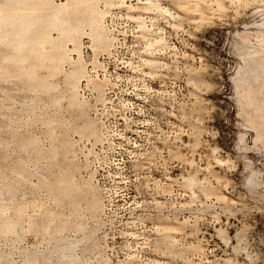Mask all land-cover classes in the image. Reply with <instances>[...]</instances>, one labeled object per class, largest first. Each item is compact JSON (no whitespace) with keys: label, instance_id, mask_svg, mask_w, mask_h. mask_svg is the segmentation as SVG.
I'll list each match as a JSON object with an SVG mask.
<instances>
[{"label":"rangeland","instance_id":"374dc122","mask_svg":"<svg viewBox=\"0 0 264 264\" xmlns=\"http://www.w3.org/2000/svg\"><path fill=\"white\" fill-rule=\"evenodd\" d=\"M149 1L156 9L153 40L107 53L81 39L85 75L78 94L98 129L96 139L69 130L65 120L74 115L62 97L51 102L55 91L48 96L0 77V203L8 186L15 201L26 204L18 237L0 234L8 264H27L24 257L28 264H55L56 253L48 256L46 247L67 215L61 236H80L77 223L93 234V241L74 248L79 259L72 264H264V146L253 142L264 134V93L262 104L237 99L229 81L245 60L264 55L256 38L264 0H221L219 9L216 0ZM89 62H98L96 74L86 70ZM253 70L260 90L264 74ZM251 107L259 111L255 128ZM42 115L55 116V124ZM24 137L36 138V145L22 148ZM62 137L73 141L79 177L95 188V210L89 197L55 207L53 195L37 186L41 173L55 178L58 167L47 151ZM251 173L257 177L252 188L246 186ZM185 176L193 177L192 185ZM6 211L0 218L13 209ZM52 211L56 219L46 233ZM30 220L38 226L30 229ZM30 250L38 253L32 262Z\"/></svg>","mask_w":264,"mask_h":264},{"label":"bare ground","instance_id":"6f19581e","mask_svg":"<svg viewBox=\"0 0 264 264\" xmlns=\"http://www.w3.org/2000/svg\"><path fill=\"white\" fill-rule=\"evenodd\" d=\"M99 1L60 0L56 2L55 0H0V77H13L12 80L18 81L19 83L23 82L27 88L39 90L46 95L51 91H55V95H50L51 102L56 103L59 97H62L66 100V107L69 112L71 111L74 115L72 118L69 117L65 120L70 125L69 130L79 137L86 136L89 138L92 136L95 139L98 137V129L95 122L87 114V104L78 94V85L80 79L85 75V67L80 51L82 37L87 36L90 39L91 47L94 51L106 50L110 45L109 36L103 24L104 10L99 6ZM188 3L190 4V2ZM216 3L217 6H215L218 9L221 8V0H216ZM184 4L186 3L184 2ZM256 26L259 27L258 29H261L259 30L261 32H257L258 34L256 35L257 42L259 43H257L259 45V51L257 52L263 53L264 17ZM71 52H74L76 58L70 57ZM257 52L255 53L257 54ZM249 53L252 55V52ZM257 56L259 54L256 55L258 62H253V57L252 60H249L251 58L248 61L245 60L244 65H239L236 73L229 78V81L233 84L235 94L238 96L237 99L239 97L242 98L243 95L246 101L248 98L251 100L253 98L262 104L260 100L262 99L261 95L264 93V88L260 90L255 88L256 85H254V82L257 83L258 81L256 80L257 77L253 69L258 67L261 73L264 74V55L260 59ZM248 57L250 56L247 55ZM65 64L69 66L68 70L63 69ZM60 74H62L63 87H59V82L57 81V77ZM236 101L237 104L242 105L240 101ZM239 105L238 108L240 110ZM242 109L244 110L245 108L242 107ZM239 110L238 112L240 114ZM250 110H252V107ZM257 112L259 111L256 109L252 110L253 116L251 115L249 117L253 123L255 122L254 128L258 125H256V122L259 120L254 115ZM240 115L243 116L242 113ZM40 118L47 125L55 124L57 119L51 115H42ZM52 130L54 133V128ZM238 139L242 145H245L241 134ZM20 142L22 148L27 149L31 144L36 145V138L24 137ZM253 142L254 145L261 143V146H264V134L257 133ZM47 154L52 159V162L57 165L56 167L58 169L54 172V179H50L48 175L41 173L37 186L44 187L48 193L53 195L55 207H58L63 200H66L67 203L72 205H76L78 204V202L75 203L77 197L79 199L89 197L88 205L92 210H95L98 204L96 191L90 181L84 180L78 175L79 167L73 162V141L68 137H62L58 143L52 144ZM59 156H61V161L58 160ZM253 177L254 175L250 176L247 180L249 183L245 182L246 186L249 184L250 188L253 187L256 183H254V179L257 178L254 177L253 179ZM184 181L192 185L194 180L190 176L184 178ZM4 195L2 198L5 197L7 201L0 203V210L8 211V209L12 208L13 211L11 214L6 211L9 215H3L4 213H1L0 234L3 236L15 235L18 237L17 230L21 222V213L26 204L23 205L22 200L21 202L15 201L17 199L14 198L15 193L11 187H6ZM53 215L54 212H50L45 225H43L44 232L46 233L52 231L53 221L56 219V216ZM69 217L68 215L64 216L60 219L59 224L54 226L55 230L53 232L56 233V241L51 247H46L48 256L56 253L55 264H72L74 260L79 259L77 258V254L75 256L73 252L74 248L78 244L80 245V243H85L87 240L93 241V234L84 233V228L80 223H77L75 227L77 231L81 232L80 236L71 238L61 236L66 228L65 224L68 222ZM37 226V222L31 221L29 228L31 229ZM27 251L25 250L24 252ZM24 252L23 255L25 254ZM36 254L38 253L31 251L30 253L28 252L27 256L29 260L30 258L37 259L38 255ZM24 258L27 259L25 263L28 264V258ZM8 263L7 255L0 254V264Z\"/></svg>","mask_w":264,"mask_h":264},{"label":"built area","instance_id":"2783aa9c","mask_svg":"<svg viewBox=\"0 0 264 264\" xmlns=\"http://www.w3.org/2000/svg\"><path fill=\"white\" fill-rule=\"evenodd\" d=\"M100 7L104 10L103 24L110 41L107 53L120 49L127 42L153 40L156 36L151 29L156 9L148 0H103ZM86 66L90 74H96L98 62H89Z\"/></svg>","mask_w":264,"mask_h":264}]
</instances>
